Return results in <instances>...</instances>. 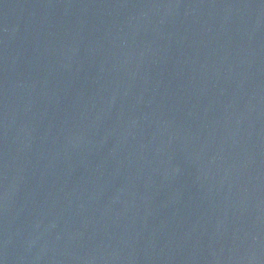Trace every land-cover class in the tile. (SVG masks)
<instances>
[{
  "label": "water",
  "instance_id": "95a60500",
  "mask_svg": "<svg viewBox=\"0 0 264 264\" xmlns=\"http://www.w3.org/2000/svg\"><path fill=\"white\" fill-rule=\"evenodd\" d=\"M0 264H264V0H0Z\"/></svg>",
  "mask_w": 264,
  "mask_h": 264
}]
</instances>
